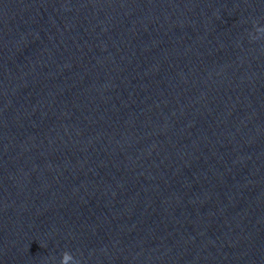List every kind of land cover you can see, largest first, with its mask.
<instances>
[{
	"label": "water",
	"instance_id": "water-1",
	"mask_svg": "<svg viewBox=\"0 0 264 264\" xmlns=\"http://www.w3.org/2000/svg\"><path fill=\"white\" fill-rule=\"evenodd\" d=\"M264 264V0H0V264Z\"/></svg>",
	"mask_w": 264,
	"mask_h": 264
},
{
	"label": "clouds",
	"instance_id": "clouds-1",
	"mask_svg": "<svg viewBox=\"0 0 264 264\" xmlns=\"http://www.w3.org/2000/svg\"><path fill=\"white\" fill-rule=\"evenodd\" d=\"M68 255H69V254H65V257H64V259L61 261V264H69ZM71 264H75L74 259H72Z\"/></svg>",
	"mask_w": 264,
	"mask_h": 264
}]
</instances>
